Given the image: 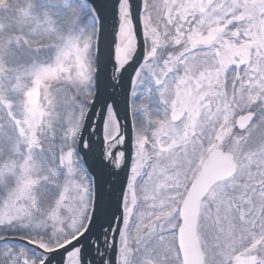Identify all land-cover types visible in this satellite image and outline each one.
<instances>
[{
	"label": "snow or ice",
	"instance_id": "snow-or-ice-1",
	"mask_svg": "<svg viewBox=\"0 0 264 264\" xmlns=\"http://www.w3.org/2000/svg\"><path fill=\"white\" fill-rule=\"evenodd\" d=\"M0 264H264V0H0Z\"/></svg>",
	"mask_w": 264,
	"mask_h": 264
}]
</instances>
